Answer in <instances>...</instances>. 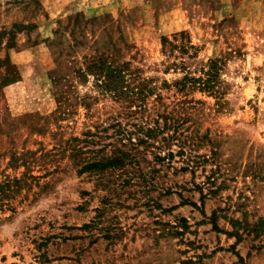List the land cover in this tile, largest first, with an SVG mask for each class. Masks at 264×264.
<instances>
[{
  "label": "rangeland",
  "instance_id": "1",
  "mask_svg": "<svg viewBox=\"0 0 264 264\" xmlns=\"http://www.w3.org/2000/svg\"><path fill=\"white\" fill-rule=\"evenodd\" d=\"M189 259L264 264V0H0V264Z\"/></svg>",
  "mask_w": 264,
  "mask_h": 264
},
{
  "label": "trees",
  "instance_id": "2",
  "mask_svg": "<svg viewBox=\"0 0 264 264\" xmlns=\"http://www.w3.org/2000/svg\"><path fill=\"white\" fill-rule=\"evenodd\" d=\"M166 42V43H165ZM169 43L166 39H164V45ZM173 47L175 46L174 43H169ZM180 47V46H179ZM128 66V64H126ZM95 67V68H94ZM121 69L122 68H112L110 66H106L102 62H98L97 64L95 62H92V64L88 65L86 67L87 72H99V76L102 77V81L100 83V86L103 89L112 90L118 93V87H119V80L121 79ZM219 70H220V64L217 59H210L208 63L207 69H203L202 74L199 76H194L190 74L188 71H186L182 77L177 79L175 83L179 85V87L182 90H190V89H199L201 91H205L213 95L217 101L218 104L224 103L223 96L225 93H227L228 85L223 81L219 76ZM114 158L113 160L116 161ZM105 160L101 161H93L91 163L85 164L83 169L88 168H100L106 167ZM117 162V161H116ZM116 165V164H113ZM213 226L215 228H218L215 223H213ZM181 228H186V226H182ZM177 234H181V231H176ZM201 259L200 256H198V260ZM182 264L190 263V264H197L196 261H192L191 259L187 261H182Z\"/></svg>",
  "mask_w": 264,
  "mask_h": 264
},
{
  "label": "crops",
  "instance_id": "3",
  "mask_svg": "<svg viewBox=\"0 0 264 264\" xmlns=\"http://www.w3.org/2000/svg\"><path fill=\"white\" fill-rule=\"evenodd\" d=\"M111 1H113V0H111ZM198 1V0H197ZM95 5H97V3H95Z\"/></svg>",
  "mask_w": 264,
  "mask_h": 264
}]
</instances>
